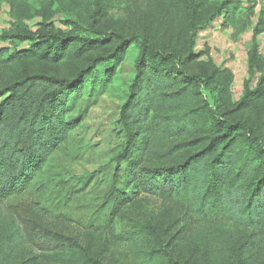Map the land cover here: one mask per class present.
Masks as SVG:
<instances>
[{"label": "trees", "instance_id": "trees-1", "mask_svg": "<svg viewBox=\"0 0 264 264\" xmlns=\"http://www.w3.org/2000/svg\"><path fill=\"white\" fill-rule=\"evenodd\" d=\"M71 1L84 13L91 11L89 0ZM156 1L163 5L164 25L175 21L193 37L210 3ZM9 5L14 23L0 31V43L7 45L0 46V264H105L74 239L63 243L42 231L35 234L37 225L14 211L12 203L35 192V206H41L31 213L57 221H71V203H82L86 227L97 238L114 228L139 188L169 205L171 227L183 226L170 241L150 224L114 234L113 241L126 247L136 264H264V115L261 107L251 113L256 102L264 105V74L254 90L245 81L244 94L234 103V75L218 68L193 73L190 66L198 55L191 51L120 33L92 39L85 34L88 28L74 21L65 22L68 32L56 28L28 0H9ZM241 5V0L217 2L206 22L223 17L224 28L236 27ZM36 18L42 22L34 31L27 23ZM133 43L142 50L121 107L125 140L114 157L112 177L97 193L93 188L84 192L93 173L50 179V162L68 148L89 109L86 105L73 115L84 79L93 77L90 97L97 89L105 92ZM91 50L101 51L100 58L73 77L45 70L62 61L72 66ZM263 70L264 57L254 40L248 71L253 76ZM46 195L48 201L53 198L52 209L41 202ZM33 244L41 249L39 256H28L30 248H37ZM183 246L181 254L176 251Z\"/></svg>", "mask_w": 264, "mask_h": 264}, {"label": "rangeland", "instance_id": "rangeland-1", "mask_svg": "<svg viewBox=\"0 0 264 264\" xmlns=\"http://www.w3.org/2000/svg\"><path fill=\"white\" fill-rule=\"evenodd\" d=\"M35 10L44 14L56 28L70 31L65 25L66 21H74L84 26L85 34L92 39L100 38L101 34L120 33L127 38H147L150 41H162L166 48L183 49L198 55L197 62L190 66L193 73L208 74L213 68L221 71L227 70L234 75L233 84L230 89L231 102H238L244 94L245 81L250 80V89L254 90L263 72H256L253 76L248 71V56L254 40L259 45V53L264 57V5L259 0H241L242 5L238 17V26L223 27V17L213 21L207 18L213 13L215 3L222 0H210L202 13L203 26L197 31L195 37L192 31L188 36L184 34L181 27L174 21L163 23L164 8L156 0H107L99 3L97 0H89L91 11L84 13L74 6L71 0H28ZM49 6V7H48ZM85 20L91 25L86 27ZM42 22L36 18L28 22V26L36 31ZM172 22V23H171ZM14 20L11 17L9 0H0V31L11 30ZM171 23V24H170ZM244 24L246 27L244 28ZM257 30V34H255ZM193 39V44L190 41ZM0 46H7L0 43ZM27 47V44L22 46ZM142 47L139 43H133L127 51L123 60L114 73L109 88L105 92L97 89L95 96L90 97L93 77L85 78L86 87L83 98L78 102L73 115L84 110L86 105L89 109L83 121L71 134L68 148L59 152L50 162L48 177L58 180L61 178H73L78 176H89L94 174L93 182L85 189L101 190L104 180L112 177L115 163L114 157L120 152L124 144L125 134L120 122L121 107L124 102L125 92L130 81L135 75V65L140 59ZM101 51L91 50L79 61L68 66L65 62L51 64L45 67L46 72L62 76L73 77L78 71L86 66L94 64L100 58ZM67 60V59H63ZM100 68V69H99ZM101 71V66H99ZM216 85V84H215ZM262 108L257 102L251 109V113ZM71 180V179H70ZM95 182H98L94 185ZM46 198L41 202L48 209H52V200ZM35 192L14 201L13 210L22 216H27L36 225L35 234L42 231L49 236H57L59 241L71 238L81 245L89 246L90 250L97 254L105 264H136L126 247L116 244L112 236L128 232L136 224H150L161 228L165 233V240H172L183 226V222L173 228L166 216L170 207L163 200L146 193L142 188L138 189L132 203L124 209L116 225L108 233L93 237L86 227V219L83 214L82 203H71V221L48 220L44 217L51 216L35 215L31 213L36 202ZM87 200H90L87 196ZM70 205V204H69ZM39 209V208H37ZM177 212H183L176 207ZM220 227V223H216ZM225 228L230 224L222 221ZM34 239L38 236L31 234ZM41 242L44 239H40ZM37 248H30L28 256H39L42 252ZM188 245V243H186ZM185 245V246H186ZM177 249L180 254L184 247ZM189 254V252H188Z\"/></svg>", "mask_w": 264, "mask_h": 264}, {"label": "built area", "instance_id": "built-area-1", "mask_svg": "<svg viewBox=\"0 0 264 264\" xmlns=\"http://www.w3.org/2000/svg\"><path fill=\"white\" fill-rule=\"evenodd\" d=\"M264 5V0H259Z\"/></svg>", "mask_w": 264, "mask_h": 264}]
</instances>
